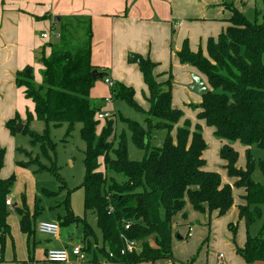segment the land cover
I'll return each mask as SVG.
<instances>
[{
    "label": "trees",
    "instance_id": "obj_1",
    "mask_svg": "<svg viewBox=\"0 0 264 264\" xmlns=\"http://www.w3.org/2000/svg\"><path fill=\"white\" fill-rule=\"evenodd\" d=\"M254 3V16L250 19L232 1L222 0L219 5L231 13L226 20L227 27L218 36L208 38L205 50L200 47L193 51L186 39L177 52L180 63L195 67L208 85L201 101L190 104L196 110L195 124L188 118L181 123L184 111L173 105L172 71L168 72L166 80L160 81V74L155 71L158 63L142 57L138 64L149 93V108L137 102L134 87L120 81L110 86V97L143 113L144 123L120 114L118 119L126 127L119 134L115 131L117 123L113 116L103 120L98 130L102 120L97 118V113L103 106L97 108L91 102L96 82L92 71L97 67L92 64L90 17L54 18L52 32L58 31V41H48L35 55L36 62L43 66L39 85L35 83L32 66L17 71L16 85L24 89L34 109L26 112L25 119L16 113L5 126L12 135L20 132L29 135L31 144L39 145L52 163L44 165L36 156L22 161V165L38 164L39 168H48L60 178L50 153L54 151V143L48 128L43 133L29 129L27 124L33 118L44 121L47 127L66 123L70 131L76 123L82 124L84 209L95 217L96 225L94 228L85 217L74 214L69 191L59 203L66 210L59 220L62 225L83 224L86 251L99 252L107 261L120 264L154 262L163 258L178 261L171 246L172 219L183 212L186 198L195 210H208L222 216L234 206L233 189L237 187L244 191L241 196L244 203L237 205L238 220L228 223L236 253L244 258L245 264L264 261V160L257 161L251 149L254 145L264 149V0H254ZM203 122L212 127L214 136L222 143L220 158L233 183H225L220 172L205 168L203 154L207 142ZM155 130L165 133L159 145L152 144ZM130 142L144 151L141 159L130 157ZM236 142L245 147L244 168L237 166L239 151L233 146ZM5 155L6 150L0 148V260L4 258L10 229V208L6 200L16 180L15 174L1 176ZM100 159L104 171L100 169ZM257 164L263 181L254 177ZM116 175L123 176V180L118 181ZM64 187L63 184L61 188ZM15 209L20 215L21 228L33 234L36 229L34 216L27 208ZM183 216L186 217L185 212ZM261 219V227L253 235L250 228ZM239 221L245 224L243 246L236 242ZM127 222L131 225L126 230ZM123 237L137 241L139 248L122 254ZM195 259L196 255L188 264H193Z\"/></svg>",
    "mask_w": 264,
    "mask_h": 264
},
{
    "label": "crops",
    "instance_id": "obj_2",
    "mask_svg": "<svg viewBox=\"0 0 264 264\" xmlns=\"http://www.w3.org/2000/svg\"><path fill=\"white\" fill-rule=\"evenodd\" d=\"M221 2L222 0H0V100L7 99L10 105L6 112L0 113V129L17 110L26 117V112L34 109V104L26 98L24 89L16 85L15 75L28 65L40 69L43 67L36 63L35 55L48 42L42 34L52 33V21L55 17H90L93 26L92 64L98 71L110 67L109 77L113 81H124L126 85L132 86L133 82L119 74L120 69L116 70L115 64L130 74L128 77L132 80L133 77L141 75L138 71L135 72L139 64L130 62L131 55L149 57L158 63L156 73L165 75L168 69L167 61L170 58L175 59V62L179 61L177 52L181 50L184 40L190 39V48L197 51L198 39L208 40L209 37H216L227 27L226 20L231 13L219 5ZM232 2L242 11L244 0ZM188 27L195 31L189 32ZM46 52L48 54L49 50ZM194 72L204 79L197 69ZM204 81L206 82L205 79ZM195 86L193 82L191 88L194 89ZM92 95L93 88L91 97ZM3 128L5 132L8 130L6 127ZM223 163L225 164L224 161ZM2 172L3 169L1 176L6 178ZM230 183H233L232 179ZM240 203H244L242 197L239 202L234 200L232 206L237 213L236 218H233L235 221L238 220L237 205ZM14 207L13 203V209ZM91 218L93 220L91 223L86 220L95 228L96 219L93 216ZM241 223L245 227L244 222L239 221V225ZM59 224L60 231L57 236L40 233L37 225L34 233L29 234L21 228L19 216L16 228L12 227L8 232L12 237V243L6 235L4 258L0 260V264H120L107 261L101 253L91 251H86V259L82 261L71 255V260L66 263L49 262L47 260L49 249H70L79 245L78 242L83 243L84 226L83 231L75 234L76 231L71 226L78 223L62 225L59 220ZM16 234H19L22 251L20 255L15 244ZM189 235L191 231H187V236ZM221 235L222 239H225V253L220 252L212 259L204 252L195 253L191 247L189 252L184 254L174 252L178 261L163 258L138 264H188L194 255L196 259L193 264H245L244 258L236 253L235 245L230 241L233 237L230 230L226 229ZM177 238L183 239L178 235ZM41 239L48 241L40 242ZM245 240H238V245L243 246ZM11 252L13 254L10 255ZM220 254H223L222 258H219ZM256 264H264V261H257Z\"/></svg>",
    "mask_w": 264,
    "mask_h": 264
},
{
    "label": "rangeland",
    "instance_id": "obj_3",
    "mask_svg": "<svg viewBox=\"0 0 264 264\" xmlns=\"http://www.w3.org/2000/svg\"><path fill=\"white\" fill-rule=\"evenodd\" d=\"M228 1L231 2L234 0ZM242 12L248 18L252 19L254 16V1L244 0ZM188 31H195V29L188 27ZM57 33V30L53 31L52 36L48 41L52 43L57 42ZM188 41L190 43V39H188ZM198 41V49L202 47V49L205 50V41H207V39H198ZM130 62L133 64L136 63L131 60ZM108 68L109 69L105 70L104 68H101L100 71L102 73H106L105 78L111 79L109 77V75H111V68ZM115 68L116 70L120 69L118 72L120 71L119 74L123 75L124 78L133 82L132 86L136 91L135 98L137 102L143 108L148 109L149 101L147 97L149 93L147 87L145 86L139 66L138 70L136 68L135 72L138 71L141 76L133 77L132 80L128 77L130 74L126 73L122 67L115 64ZM167 68V73L165 75L162 73L158 79L160 81L166 80L169 77L168 72L170 70L172 71L173 90H175L173 91V105L184 111V117L182 118L181 123L185 118H188L192 124H195L197 122L196 110L193 109L190 104H197L201 101V94L198 92L196 86L194 89L191 88V84L194 82L193 75L197 74L194 72L196 68L191 65L181 64L179 61L175 62V59L172 58L167 61ZM32 69L35 75V83L39 85L42 81L41 71L43 70V67L40 69L39 67L33 66ZM192 69L193 72H191ZM129 73H131V71H129ZM120 82L126 83L124 81ZM105 97L108 99L105 100ZM109 97L110 85L107 84L104 79L96 80L93 87V95L91 97L92 105L97 108L99 106H103L102 109L106 108L112 110L113 117L116 119L117 123L115 129L117 134H119L120 131L126 127V125L118 119V115L120 114L132 119H137L144 123L143 113L137 112L122 100H114L111 102ZM109 100L110 102H108ZM9 106L10 105L7 99H1L0 113L6 112L8 110L7 107ZM27 108L28 106L25 107L24 112H26ZM16 113H19L22 119H25L20 111L17 110ZM5 123L0 129V148L6 150L5 163L2 173L6 177L15 174L16 180L9 196L12 198L15 207L27 208L30 215L32 217L34 216L33 218H35V220H33L36 222V225H38L40 221H54L59 223V216H63L65 214V208L63 205H58L65 199L67 192L69 191L70 206L74 214L80 218L86 217V219L91 223L93 221L91 218L93 215L89 211L85 212L84 209L85 190L82 187V182L85 176V142L81 138L80 134L82 124L76 123L71 131L66 123L58 127H54L53 125L47 127L44 121L37 118H33L27 124L29 129L38 133H43L48 128L49 137L54 143V151L50 150V153L53 155V161L58 168L60 176V178H58L53 171L48 168H39L38 164H21L22 161H28L36 156H39V160L44 165L51 166L52 163L45 155H43L39 145L33 146L31 144L29 135L22 132L12 135L9 130H6L5 132L3 128L6 127ZM103 123L104 121L102 120L98 126V130ZM202 125L207 142V148L203 154V157L206 160L205 168H207V170L220 172L222 179L225 180V182L230 183L231 178L228 177L223 166V160L220 158L219 152L222 143L214 136L212 127L206 125L205 122H203ZM164 134L165 133L162 130L153 131L152 144H161ZM233 146L239 151L237 166L244 168L246 165L245 147L239 142H236ZM251 149L252 154L257 161L259 159L264 160V149H260L255 145L252 146ZM27 152H31V155H27ZM129 154L132 159H141L144 156V151L137 149L134 144L130 142ZM100 161L102 163L100 169L104 171L103 160L100 159ZM254 177L257 180L263 181V174L261 173L259 164L256 165ZM116 179L118 181L123 180V176L116 175ZM63 184L65 187L61 188ZM46 190L51 191L54 194H47L45 192ZM242 192L243 190L241 188L234 187L233 195L236 202L240 201ZM15 207L8 215L10 229H12V227L13 229L16 228L19 223L20 215ZM184 212L186 213V217L183 216ZM236 215L237 213L235 207H232L225 215L222 216H218L216 212L209 213L208 210L205 212L197 211L186 198V204L183 212L177 213L172 219L171 246L173 253L176 252V254H184V252H189L191 247L194 248L195 253L198 254L199 252H204L210 259L214 258V256L216 257V254L220 252L225 253L224 247L226 244H224L225 239H222L223 235H221V233L223 234V231H226V229L229 230V222H236L235 219H233L236 218ZM261 224L262 219L252 224L250 231L253 235L257 234ZM71 228L76 231L75 234H78L80 231H83V224H73ZM187 231H191V235L187 236ZM7 235L12 243L11 235L9 233H7ZM177 235L182 236L183 239H178ZM15 237V244L18 247V253L20 255L22 254V251L20 250L19 234H16ZM206 238H208L207 241L203 243ZM245 238V227L243 223H241L237 230L236 242L239 244L238 240L243 241ZM47 241L48 240L44 239L40 240V242ZM230 241H232V239H230ZM78 244L81 245V242H78ZM68 250H71V248ZM11 254H13V252H11L10 255ZM176 254L174 253V255Z\"/></svg>",
    "mask_w": 264,
    "mask_h": 264
},
{
    "label": "built area",
    "instance_id": "obj_4",
    "mask_svg": "<svg viewBox=\"0 0 264 264\" xmlns=\"http://www.w3.org/2000/svg\"><path fill=\"white\" fill-rule=\"evenodd\" d=\"M52 36V33H43L42 37L44 39H50ZM105 82L112 86L114 84L112 79L104 78ZM111 100V97H110ZM113 116L112 111L110 110H100L97 113V118L100 120H105ZM6 204L9 206L10 209H13V200L10 197H7ZM131 225V222H127L125 224V229H129ZM37 230L40 233L51 235V236H57L60 231V224L58 222L53 221H40L37 225ZM124 239V247L121 250L122 254L129 253L136 251L139 246L138 242L134 240H130L126 237H123ZM71 255L75 256L78 260H85L86 259V250L85 246L82 243L81 245H75L71 248V250L68 249H49L47 252V260L49 262L53 263H66L71 260ZM110 257L113 256L112 253L109 254ZM223 254L219 255V258H222Z\"/></svg>",
    "mask_w": 264,
    "mask_h": 264
},
{
    "label": "water",
    "instance_id": "obj_5",
    "mask_svg": "<svg viewBox=\"0 0 264 264\" xmlns=\"http://www.w3.org/2000/svg\"><path fill=\"white\" fill-rule=\"evenodd\" d=\"M130 59L132 61L139 62L141 60V57L139 55H131ZM92 77L95 81L99 80V79H104L106 77V73H102V72L98 71V69H94L92 71ZM193 79H194L196 88L200 94H204L208 91V86H207L206 82L204 81V79L200 75L194 74Z\"/></svg>",
    "mask_w": 264,
    "mask_h": 264
}]
</instances>
